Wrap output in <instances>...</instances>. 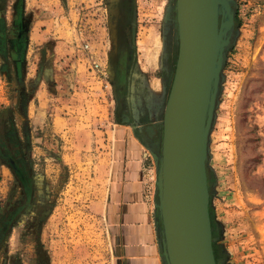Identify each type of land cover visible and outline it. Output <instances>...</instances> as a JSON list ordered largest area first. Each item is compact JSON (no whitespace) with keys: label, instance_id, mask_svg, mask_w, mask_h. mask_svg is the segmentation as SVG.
Masks as SVG:
<instances>
[{"label":"rangeland","instance_id":"374dc122","mask_svg":"<svg viewBox=\"0 0 264 264\" xmlns=\"http://www.w3.org/2000/svg\"><path fill=\"white\" fill-rule=\"evenodd\" d=\"M16 2L0 0L7 29ZM228 2L234 25L206 155L213 251L219 264H264V0ZM22 5L28 43L18 78L0 55V120L7 130L10 117L49 214L39 232L26 222L10 229L0 264H111L101 207L113 129L127 117L152 124L160 152L177 56L175 0ZM18 196L0 159V211Z\"/></svg>","mask_w":264,"mask_h":264},{"label":"water","instance_id":"95a60500","mask_svg":"<svg viewBox=\"0 0 264 264\" xmlns=\"http://www.w3.org/2000/svg\"><path fill=\"white\" fill-rule=\"evenodd\" d=\"M16 10L19 17L22 4ZM175 22L176 63L162 116L160 152L152 153L164 257L167 264H216L207 140L234 14L228 0H175ZM22 39L27 40L25 34ZM0 55L4 57L1 49ZM48 214H41L40 221Z\"/></svg>","mask_w":264,"mask_h":264},{"label":"crops","instance_id":"0c3cea01","mask_svg":"<svg viewBox=\"0 0 264 264\" xmlns=\"http://www.w3.org/2000/svg\"><path fill=\"white\" fill-rule=\"evenodd\" d=\"M113 129L114 152L107 168L102 215L111 264H167L156 201L146 199L144 172L153 162L157 131L129 118Z\"/></svg>","mask_w":264,"mask_h":264},{"label":"flooded vegetation","instance_id":"af4514ba","mask_svg":"<svg viewBox=\"0 0 264 264\" xmlns=\"http://www.w3.org/2000/svg\"><path fill=\"white\" fill-rule=\"evenodd\" d=\"M20 4H22V0H17L15 5V19L13 20V25L10 28L7 29L5 24H2L0 22V49L2 50V52L4 51V57L8 61L10 60L13 64L17 78L20 74V69L23 64L28 43L27 40L23 41L22 39V36L24 34L28 39V24L23 17V5L21 15L19 17L17 16L16 7H19ZM17 38L21 40H17ZM24 50L25 52L23 60H21V56ZM120 116H122L123 119L124 115ZM143 124L146 123L144 122ZM9 129L10 128H8V130L4 129L3 133H8L10 131ZM154 129H156L158 134L159 128L154 126ZM9 135L10 139L6 140V144H3L2 146H0V148L5 151L4 158L11 159L12 164L15 166L16 171H13L11 168L10 171L12 173L15 185L19 189V196L14 199L12 203L5 204L0 211V246L4 244L10 229L15 224L26 222L32 227V229L36 226V229L38 230L41 223L40 216L48 210V207L45 205L44 200L45 194L40 188V181L37 180L35 175L31 173V165L25 160L24 154L19 144L16 130L14 131L13 129H11ZM7 138L8 137H6V139ZM5 159H1L3 163ZM5 165L7 166V164ZM16 211H18V214L13 217L14 219L11 220L10 226L7 227L6 223L8 218ZM40 261V264L46 263L42 258L40 259ZM4 263L6 262H3V264ZM12 264L19 263L13 261Z\"/></svg>","mask_w":264,"mask_h":264},{"label":"built area","instance_id":"2783aa9c","mask_svg":"<svg viewBox=\"0 0 264 264\" xmlns=\"http://www.w3.org/2000/svg\"><path fill=\"white\" fill-rule=\"evenodd\" d=\"M87 48V45L84 47ZM94 68H98V65L94 64ZM156 169L155 165L151 163V165L147 166L144 172V191L146 199L155 200V185H156Z\"/></svg>","mask_w":264,"mask_h":264},{"label":"trees","instance_id":"16d2710c","mask_svg":"<svg viewBox=\"0 0 264 264\" xmlns=\"http://www.w3.org/2000/svg\"><path fill=\"white\" fill-rule=\"evenodd\" d=\"M6 120H7V122H9V125H7V127L9 126V128H10L9 130L10 131L8 133H6V134L3 133L4 129L6 128V123H4L3 121L0 120V146H2L3 144H6L5 141L10 139V135L9 134H10L11 129H12L10 117L8 119L5 118V121ZM6 137H8V138L6 139ZM4 153H5V151L2 150V148H0V158L1 159H5L4 158V155H5ZM4 164H7V166L9 167V169L11 168L13 171H16L15 166L11 162V159H5ZM17 214H18V211L14 212L8 218L6 225H8L11 222V220L14 219L13 217H15ZM214 256H215V262H216V264H219V258L217 257V254L214 253Z\"/></svg>","mask_w":264,"mask_h":264}]
</instances>
